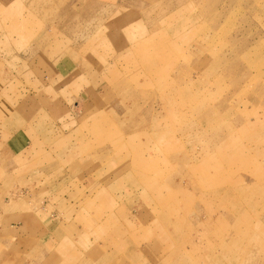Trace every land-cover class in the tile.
I'll list each match as a JSON object with an SVG mask.
<instances>
[{
	"label": "rangeland",
	"instance_id": "1",
	"mask_svg": "<svg viewBox=\"0 0 264 264\" xmlns=\"http://www.w3.org/2000/svg\"><path fill=\"white\" fill-rule=\"evenodd\" d=\"M0 264H264V0H0Z\"/></svg>",
	"mask_w": 264,
	"mask_h": 264
},
{
	"label": "bare ground",
	"instance_id": "2",
	"mask_svg": "<svg viewBox=\"0 0 264 264\" xmlns=\"http://www.w3.org/2000/svg\"><path fill=\"white\" fill-rule=\"evenodd\" d=\"M213 258V256H211ZM218 258V257H217ZM215 259V258H214Z\"/></svg>",
	"mask_w": 264,
	"mask_h": 264
}]
</instances>
